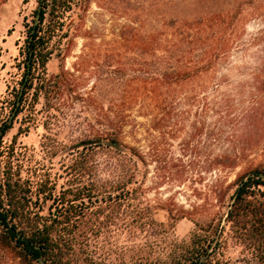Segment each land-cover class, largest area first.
Segmentation results:
<instances>
[{"label": "rangeland", "instance_id": "obj_1", "mask_svg": "<svg viewBox=\"0 0 264 264\" xmlns=\"http://www.w3.org/2000/svg\"><path fill=\"white\" fill-rule=\"evenodd\" d=\"M185 1L76 0L66 22L73 47L47 65L51 80L64 73L59 90L41 97L30 117L16 118L3 139L16 137L23 175H45L55 195L98 188L89 214L100 229L89 251L103 264L165 261L197 226L225 213L237 174L264 160L255 47L233 51L189 83L155 80V55L140 40L170 17L193 18L228 0ZM36 5L0 0V107L18 77L15 59ZM244 26L246 40L263 28L254 18ZM105 134H115L119 146L106 144ZM232 159L236 168L220 164ZM80 166L90 173L80 176ZM222 237V264H264L227 227ZM0 264L17 263L0 256Z\"/></svg>", "mask_w": 264, "mask_h": 264}, {"label": "trees", "instance_id": "obj_2", "mask_svg": "<svg viewBox=\"0 0 264 264\" xmlns=\"http://www.w3.org/2000/svg\"><path fill=\"white\" fill-rule=\"evenodd\" d=\"M76 4V0H37L30 21L24 23V38L15 59L18 77L7 85L1 102L0 256L17 264H103L89 251L90 239L100 229L89 214L98 188L84 185L55 195L45 175L36 179L23 175L16 137L10 144L3 143L16 118L30 117L41 97L50 98L59 90L64 73L51 80L47 65L52 59L62 62L73 47L66 22ZM248 18L261 21L263 28L246 40L244 23ZM161 24L149 41L139 42L141 47L148 42L155 55L160 69L155 73L156 81L167 86L192 82L213 71L233 51L255 47L254 61L260 73L255 81L264 97V0H228L216 10L193 18L170 17ZM103 141L120 144L115 134H105ZM220 164L236 168L239 163L232 159ZM84 168H77L80 176H85L83 171L90 173ZM230 188L232 194L222 205L225 213L221 212L215 222L197 226L170 257L152 264H222L225 227L233 240L263 262L264 160L251 162L240 171ZM48 202L52 207L43 213Z\"/></svg>", "mask_w": 264, "mask_h": 264}]
</instances>
